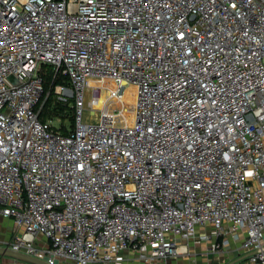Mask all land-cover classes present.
I'll return each mask as SVG.
<instances>
[{
	"label": "built area",
	"instance_id": "2783aa9c",
	"mask_svg": "<svg viewBox=\"0 0 264 264\" xmlns=\"http://www.w3.org/2000/svg\"><path fill=\"white\" fill-rule=\"evenodd\" d=\"M92 81L131 125L84 121ZM0 216L48 264H264V0H0Z\"/></svg>",
	"mask_w": 264,
	"mask_h": 264
},
{
	"label": "crops",
	"instance_id": "0c3cea01",
	"mask_svg": "<svg viewBox=\"0 0 264 264\" xmlns=\"http://www.w3.org/2000/svg\"><path fill=\"white\" fill-rule=\"evenodd\" d=\"M14 222L12 219L4 218L0 216V246L3 241H9L14 234ZM2 241V242H1ZM196 255H193L197 259L196 264H246V257L244 254L239 253L234 249L221 251L219 253H213L206 250V244L198 246L195 249ZM0 264H30L18 262L15 259L0 256ZM169 264H192L190 258L181 257L175 258L169 261Z\"/></svg>",
	"mask_w": 264,
	"mask_h": 264
},
{
	"label": "bare ground",
	"instance_id": "6f19581e",
	"mask_svg": "<svg viewBox=\"0 0 264 264\" xmlns=\"http://www.w3.org/2000/svg\"><path fill=\"white\" fill-rule=\"evenodd\" d=\"M130 93L123 95L127 101L132 99L135 101L136 88L133 85L129 86ZM110 86L96 82H91L90 86L85 90V109L83 113L84 121L88 123L111 122V117L114 115L112 109L109 108L110 101L114 99L109 94ZM132 100V101H133ZM113 108V107H112Z\"/></svg>",
	"mask_w": 264,
	"mask_h": 264
},
{
	"label": "trees",
	"instance_id": "16d2710c",
	"mask_svg": "<svg viewBox=\"0 0 264 264\" xmlns=\"http://www.w3.org/2000/svg\"><path fill=\"white\" fill-rule=\"evenodd\" d=\"M44 85L45 89H50L51 86H55L62 83H69V77L65 75H59L54 79L51 66L44 67ZM52 95L45 101L43 108L40 112V120L43 122H52V120L59 118L62 121L69 120V126L62 124L60 126L64 133H67L69 128H72L75 122V109L71 106L72 102H60L57 101L53 92Z\"/></svg>",
	"mask_w": 264,
	"mask_h": 264
},
{
	"label": "rangeland",
	"instance_id": "374dc122",
	"mask_svg": "<svg viewBox=\"0 0 264 264\" xmlns=\"http://www.w3.org/2000/svg\"><path fill=\"white\" fill-rule=\"evenodd\" d=\"M93 82H95V81H93ZM105 85L110 86V87L112 86L111 83H108V84H105ZM86 92H87V89H86ZM130 92H131V89L128 86L125 89L124 95L126 93H130ZM132 100L131 101H127V99L124 96L120 100L112 99L110 101L109 108L114 110L113 111L114 115L111 117V121L112 122L116 123V121H118L117 123L126 124V125H131L133 123V111H134L135 101L134 100L132 101ZM52 122L57 127L62 126V124H65L66 126H69V124H70L69 120L62 121L59 118H56V119L52 120ZM184 258L185 257H181V260L184 259Z\"/></svg>",
	"mask_w": 264,
	"mask_h": 264
},
{
	"label": "water",
	"instance_id": "95a60500",
	"mask_svg": "<svg viewBox=\"0 0 264 264\" xmlns=\"http://www.w3.org/2000/svg\"><path fill=\"white\" fill-rule=\"evenodd\" d=\"M9 79H13V75L9 76ZM0 256L15 259L18 262L30 263V264H48L46 261L36 258L31 255H27L20 251H15L6 246H0Z\"/></svg>",
	"mask_w": 264,
	"mask_h": 264
}]
</instances>
